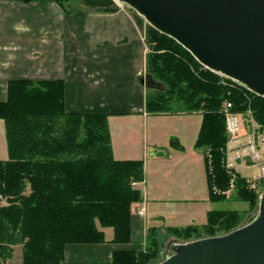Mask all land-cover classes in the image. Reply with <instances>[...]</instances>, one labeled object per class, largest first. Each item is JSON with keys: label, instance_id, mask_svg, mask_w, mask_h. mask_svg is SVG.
I'll use <instances>...</instances> for the list:
<instances>
[{"label": "trees", "instance_id": "obj_1", "mask_svg": "<svg viewBox=\"0 0 264 264\" xmlns=\"http://www.w3.org/2000/svg\"><path fill=\"white\" fill-rule=\"evenodd\" d=\"M95 9L113 13L119 7ZM145 43L146 80L162 86L146 95V112L172 113L175 106L187 113L201 112L195 148L205 151L209 200L225 201L227 193L235 191L255 207L258 190L225 168L230 137L223 105L230 103L233 114H248L264 132V97L231 86L230 79L204 67L150 25ZM65 88L62 80H13L7 100L0 102L9 155L0 160V196L7 202L0 200V264L12 260L17 246H22L23 264H67L69 245L131 242V208L142 201L133 184L145 180L144 161L116 160L108 129L111 114L68 112ZM171 141L183 149L177 139ZM241 219L236 211H211L204 236L231 232ZM159 231L148 229L142 252L114 251L110 264H150L160 253ZM166 231L186 240L202 236L193 225Z\"/></svg>", "mask_w": 264, "mask_h": 264}, {"label": "crops", "instance_id": "obj_2", "mask_svg": "<svg viewBox=\"0 0 264 264\" xmlns=\"http://www.w3.org/2000/svg\"><path fill=\"white\" fill-rule=\"evenodd\" d=\"M144 34L138 18L124 8L109 13L79 0H0V102L7 100L12 80H62L68 112L111 114V127L146 120L147 91L140 78L148 48ZM198 129L192 138L194 150L172 145L171 152L159 153L157 136L152 140L146 132L129 139L123 136L126 126L112 131L115 159L142 160L145 166V181L137 186L142 201L131 211V242L69 245L67 264H110L114 251H144L149 228L188 226L171 222L185 223L186 207L195 209L189 205L194 197L175 191L183 176L204 171L208 193L204 157L195 149ZM170 141L165 145L170 147ZM185 154L190 155L187 160Z\"/></svg>", "mask_w": 264, "mask_h": 264}, {"label": "water", "instance_id": "obj_3", "mask_svg": "<svg viewBox=\"0 0 264 264\" xmlns=\"http://www.w3.org/2000/svg\"><path fill=\"white\" fill-rule=\"evenodd\" d=\"M80 1L90 8L127 5L204 67L264 97V0ZM147 84L162 87L152 79ZM159 264H264V193L248 224L225 235L176 242Z\"/></svg>", "mask_w": 264, "mask_h": 264}, {"label": "rangeland", "instance_id": "obj_4", "mask_svg": "<svg viewBox=\"0 0 264 264\" xmlns=\"http://www.w3.org/2000/svg\"><path fill=\"white\" fill-rule=\"evenodd\" d=\"M116 6L124 8L134 13V15L138 18V20L141 23V26L145 33L143 37H145L146 39V31L149 25L146 22V20L141 15H139L136 11L132 10L130 7L126 5L121 6L120 4L119 6L117 4ZM146 53H148L147 49H146ZM148 74L149 73L147 72V69H146V59H145V65H144L140 78L146 79V77H148ZM230 85L233 86L234 84L232 83ZM145 87H146L147 94L148 93L155 94L158 91L157 90L158 88L149 87V85L148 84L146 85V83H145ZM7 96H8V88H7ZM249 115H250V112H249ZM233 116H232L233 118L232 123L234 124V126L239 128V132H238L237 137L233 138L232 135L229 133L228 126H227V131L230 137V140L228 143V147L230 144V147H229L230 158H231V162L234 164L232 171H228V172L229 174L231 173L234 178H235V174L238 173L241 176L245 177L248 180V182L253 181L254 179L262 180L261 186L259 187V190H258L259 197H258L255 207L251 206L249 202H244L240 200L237 197L235 191L227 193V200L225 201L211 202L209 200V194L208 193L206 194L207 190H206L205 173L204 171L202 172L200 169L198 170L197 173L194 171L190 173L189 176H183L182 182L178 183V187L175 188V191L177 193H183V195L185 194L186 196L190 198L194 197L193 200L189 201V205L191 207H195V209L187 210V207H186V210L184 211L185 214L183 217V220L185 223L176 221V222H171V224L177 225L179 227L184 226V225L196 226L201 230L202 236L186 240V239L178 238L175 235L169 234L166 231V229L169 227H165L162 230L160 229L161 231L158 232L159 241L161 244L160 253L157 259L152 260L150 264H159L163 262L170 254L172 245L176 242H187L191 240L206 238L203 233V226L207 224L208 214L211 211H226V212L236 211L240 213L242 215V219L239 222V225L236 229L241 228L245 226L246 224H248V222L257 214L259 210V205H260V198L262 194L264 193V174L262 170V166H264V137H262L263 136L262 134H264V132L261 133L260 128H259L260 126H258V124L253 120V118L248 116V114L246 115L233 114ZM226 119H227V125H228L227 116H226ZM202 120H203V116L201 112L187 113L182 107L175 106L172 113L150 115L146 120H143V119L129 120V121L125 120V122L127 121V124L116 125V126L113 125L114 127L113 126L111 127L110 119H108V129L111 135L112 148H113L112 131L117 132L119 130H122V128H125L126 126V134L123 136L129 139L131 137L134 138L135 136L140 137L142 136V133L145 134L146 132H148L151 135L152 140H154L153 138L157 136L156 137L158 138L157 139V142H158L157 143V153H159L161 150L170 151V152L172 151V141H170L171 148L165 145L167 144V140L169 138L177 139L179 142V145L183 147L181 151H185V149L194 150L193 149L194 147L192 145V138L194 136L196 137L197 129L199 128L198 130H200V125L202 123ZM128 122H132L134 124L133 127L130 128V124ZM185 125L191 126L189 127L190 130H188L187 129L188 127L186 128ZM193 133H195V135ZM120 140H123V139L122 138L117 139L116 145L118 144ZM253 141L256 142L255 143L256 150L259 152L261 156V161H260V163H262L261 165L258 163L259 161L257 162L252 150L250 149ZM133 147H135V145ZM228 147H227V151H228ZM201 150L198 151L197 149L198 153L199 154L201 153L204 157L205 151L204 149L202 151ZM186 153L188 154V152ZM209 153L210 152H208V154ZM187 154L183 156L185 160H187V158L190 156V155L188 156ZM227 156L228 154L226 152V157ZM8 157L9 155H8V150H7L5 124L3 120H0V159L6 160L8 159ZM225 165H226V160H225ZM139 183H142V182L134 183L133 186L136 189H138L137 186ZM0 200L2 201L3 205L7 204L6 199L4 197L0 196ZM161 206L163 207V204ZM197 209L198 211H196ZM167 210H170V209H167ZM131 211H132V208H131ZM108 232L109 230L107 231V234ZM225 234L227 233H223L222 231H220L219 235L217 236L225 235ZM121 251H132V250L122 249ZM139 252H142V251H139ZM22 261H23L22 246H17L15 247V252H14V256L12 260H6L5 264H23Z\"/></svg>", "mask_w": 264, "mask_h": 264}, {"label": "built area", "instance_id": "obj_5", "mask_svg": "<svg viewBox=\"0 0 264 264\" xmlns=\"http://www.w3.org/2000/svg\"><path fill=\"white\" fill-rule=\"evenodd\" d=\"M225 83V82H223ZM237 85H239L237 82H233ZM232 84V83H231ZM231 107L232 105L228 102H225V104L223 105V111L225 113V115L227 116L228 118V131L229 133L232 135L233 138H236L237 135H238V132H239V128H237L236 126H234V124L232 123L233 121V114L231 113ZM234 117V116H233ZM259 126V125H258ZM260 128V127H259ZM262 133V132H261ZM264 137V134H262ZM256 142L253 141V143L251 144V147L250 149L252 150L254 156H255V159L257 160V162L261 165L262 163H260L261 161V156L259 154V152L256 150V145H255ZM229 147H230V144H229ZM229 147H228V151H227V154L228 156L226 157V165H225V168L228 170V171H232V168L234 167V164L231 162V158H230V150H229ZM262 170H263V174H264V166H262ZM231 174V173H230ZM232 175V174H231ZM233 177V176H232ZM234 178V177H233ZM261 181L262 180H257V179H254L253 181H250V187L251 189H254V190H258L259 187L261 186ZM144 209H141V212H143ZM2 264H5V261H2L1 262Z\"/></svg>", "mask_w": 264, "mask_h": 264}]
</instances>
